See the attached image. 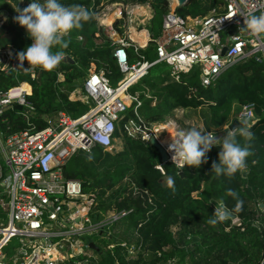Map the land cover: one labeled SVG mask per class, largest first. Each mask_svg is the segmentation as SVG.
Masks as SVG:
<instances>
[{
	"label": "built area",
	"instance_id": "obj_1",
	"mask_svg": "<svg viewBox=\"0 0 264 264\" xmlns=\"http://www.w3.org/2000/svg\"><path fill=\"white\" fill-rule=\"evenodd\" d=\"M141 6L139 2L122 6L124 10L119 16L125 12V22L132 25L143 22V17L136 19ZM247 12H264V0H222L208 14L195 17L182 16L175 5L170 6L159 36L149 38V42H154L153 60L139 54L140 45L120 36L117 27L101 21L108 13H98V24L112 40L113 54L124 76L112 83L108 68L97 70L93 64L79 93L89 109L78 117L62 110L38 116L28 96L33 90L31 81L38 77L41 68L26 59L21 61L14 47L0 48V74L13 72L16 78L21 75L30 78V82L19 81L7 90H0V264H104L107 251L112 253L116 246L122 248L127 264L139 259L143 242L130 241L126 232L125 219L131 210L109 209L95 219L97 192H86L83 181L67 178L63 167L79 152L92 155L95 147L110 153L120 151V138L126 133L147 143L157 138L168 154L166 162L155 166L164 173L162 164L173 163L172 153L167 150L172 139L163 141L158 134L169 128L173 134L186 130L180 117L188 108H175L162 120L149 122L139 112L143 101L130 94L129 89L161 63L168 66L172 81L181 83L183 74L193 73L203 87L246 58L254 57L264 64V35L243 29L246 27L243 14ZM18 14L13 12L8 18L15 22L13 17ZM77 38L83 40L80 35ZM130 46L138 56L132 64L127 51ZM24 83L29 84V91L23 89ZM17 105L22 110L16 109ZM240 106V112L225 129L229 130L234 119L248 120L249 124L255 119L254 103ZM9 110L18 112L28 127L12 131L10 116L6 115ZM129 112L132 114L128 116ZM38 119L44 121V126L38 127L35 121ZM261 203L264 204L258 201L257 205ZM257 213L250 224L264 233V223H260ZM232 226H242V220L231 219L227 229ZM136 236H140L137 231ZM94 237L118 241H103V250ZM90 242L99 249L91 248ZM114 264H120L118 258ZM166 264L180 262L172 258ZM258 264H264V252Z\"/></svg>",
	"mask_w": 264,
	"mask_h": 264
},
{
	"label": "trees",
	"instance_id": "obj_2",
	"mask_svg": "<svg viewBox=\"0 0 264 264\" xmlns=\"http://www.w3.org/2000/svg\"><path fill=\"white\" fill-rule=\"evenodd\" d=\"M134 1L151 3L154 14L149 30L155 38L164 15L169 11L170 1ZM60 2L83 5L93 18L62 37L67 48L53 49L63 51L73 62L63 59L51 70L39 66L41 71L31 81L33 90L28 98L35 104L38 116L62 109L72 117H78L89 106L70 100L69 94L87 75L92 63L97 70L108 68L112 83H117L124 74L114 57L112 40L98 24L97 14L103 8L102 1ZM216 3L215 0H190L176 11L182 16H204L215 8ZM6 6L13 12L9 4ZM79 35L83 37L82 41L78 40ZM32 42L26 28L13 22L12 18L0 25V48L14 47L18 55ZM127 51L132 64L138 56L134 47H128ZM138 52L149 60L155 59L154 42H149L145 48L140 47ZM152 72L129 89L130 94L138 95L143 101L139 112L149 122L162 120L175 108L206 106L210 111L208 126L220 128L229 121L235 103L255 104L256 118L249 124L252 140L246 142L237 136L242 145L247 143L250 148L246 170L231 177L216 176L212 172V162H219L220 147L213 146L207 153L208 162L199 168L185 165L181 169L167 162L162 164L163 173L155 167L162 163L159 151L141 138L123 133L120 151L110 153L95 147L92 155L79 152L63 167L65 176L81 179L86 192H97L95 219L109 209L131 210L125 219L130 241L143 242V252L138 255V260L132 261L134 264H166L172 258H178L180 264H258L264 252V233L251 226L250 219L255 215L251 202H264V64L254 57L246 58L229 66L207 87L201 86L193 73L183 74V82L178 83L171 80L168 72L164 76H155ZM60 73H63L64 80L58 79ZM26 78L30 80L29 76L16 78L13 72L2 73L0 90H7ZM23 86L30 90L29 84ZM130 114L132 112L128 116ZM6 115L10 116L12 131L28 127L18 112L9 110ZM35 121L38 127L44 126L42 119ZM218 133L223 137L226 131ZM165 177L170 178L171 184L163 183ZM201 189L200 195L193 197V192ZM229 189L235 196L228 195ZM240 201L242 205L236 210ZM219 207L234 212L242 220V226L227 229L231 218L210 225L208 220ZM136 231L140 236H136ZM116 258L120 264H127L120 246H116L112 253L107 251L103 263L114 264Z\"/></svg>",
	"mask_w": 264,
	"mask_h": 264
},
{
	"label": "clouds",
	"instance_id": "obj_3",
	"mask_svg": "<svg viewBox=\"0 0 264 264\" xmlns=\"http://www.w3.org/2000/svg\"><path fill=\"white\" fill-rule=\"evenodd\" d=\"M18 15L13 20L26 28L27 34L33 42L22 52L19 59L28 60L31 65H38L46 70L55 68L65 57L64 52L54 48L64 49L68 47L66 41L62 40L71 30L82 27V22H88L93 14L83 5H65L60 0H31L24 9H17ZM244 24L254 35H264V12L255 14L247 12ZM240 126L232 130H225L226 134L217 138L211 132H205L199 128L191 127L187 130L171 133L172 140L167 150L172 153L171 159L177 167L183 169L185 165L199 168L202 163L208 162L207 153L213 146H219V162H212V172L216 176L227 175L228 177L244 171L247 168V157L251 155L247 143L241 144L237 136L250 142L253 132L249 127L248 120H241ZM238 129V131H237ZM171 184V181H170ZM228 195L235 196L229 189ZM242 205L238 202L237 209ZM229 212L226 208L217 209L213 217L208 220L212 226L223 222Z\"/></svg>",
	"mask_w": 264,
	"mask_h": 264
},
{
	"label": "rangeland",
	"instance_id": "obj_4",
	"mask_svg": "<svg viewBox=\"0 0 264 264\" xmlns=\"http://www.w3.org/2000/svg\"><path fill=\"white\" fill-rule=\"evenodd\" d=\"M101 1H102L101 5H102L103 8H102L101 12L99 13V15L102 14V13H105V12L106 13H110V14L114 13V12H119L120 13L121 10H124V8H122V6L126 7L127 5H130L132 3H136V1H134V0H115V1L114 0H101ZM169 1H170V6H174L175 5L176 8H177V3L174 0H169ZM215 1L216 2L218 1V3H216L215 7H218L220 5V3H222V0H215ZM5 2H7L6 4H9L13 8V12H17L18 8L20 9L22 7H24V8L27 7L31 3V0H3V1L0 0V21H1L0 25H2V23H4L5 20L10 16L9 14L13 13V12H10V10L8 11ZM142 5H143V7H145L146 12L140 11V13L144 12L145 14H148V15L152 14L153 15L154 9H153V7H152L150 2L142 3ZM120 16H122L123 19H119L116 23L118 25H122L121 27H119L120 28L119 34L121 36V35L125 34V31L126 32L129 31L128 30L129 26H131L132 24H129L128 22H125V20H127V19H125V12H122V15H120ZM124 22H125V24H124ZM138 22L139 21H136L133 26L138 25ZM149 22H150V20L146 21V23H149ZM157 29L159 30V26L157 27ZM160 31H161V29H160ZM160 31H159L157 36H159ZM106 33H107V31H106ZM121 33H123V34H121ZM130 34H132V33H130ZM107 35H108V33H107ZM126 35H127V33H126ZM153 57L156 58L154 56V54H153ZM168 69L169 68H168V66L166 64L161 63V64H158L157 66H155L152 69V71H153L152 74L155 75V76L158 75V74L164 76V73L168 72ZM58 77H59L58 78L59 80H63L64 79L63 73H60L58 75ZM26 79L30 82V80L28 78H26ZM78 84L80 86H82L83 85V80L80 79V81H78ZM240 109H241L240 104L235 103L234 106H233V110H232V113H231L229 121L231 120L232 117L236 116L240 112ZM180 118H181L180 119L181 120V124L183 125V127L186 130L191 128V127H196V128H199V129H201V130H203L205 132L214 133V135L215 134H220L218 132L227 130V129H225V126L229 122L228 121L225 125H223L220 128H215L213 126L209 127L208 123H209V119H210V111H209V109L206 106L205 107L204 106L203 107H199V108H188L187 111L185 113H183V115ZM171 133H173V132L169 128L167 130L161 131L158 135L163 141H168V140L172 139ZM120 142H121V146L123 147V141H122L121 138H120ZM170 181L171 180H170L169 177L163 178V183L165 185H169ZM201 191H202V189L200 191L193 192V194H192L193 197H198L200 195ZM251 207H252V209L254 207L255 213H257V210H259V212L257 213V216H259L260 223H264V204L261 203V206H258L257 203L251 202ZM111 230H113V228H111ZM126 232H127V235H129V230H128L127 224H126ZM93 240L96 241L101 246V248H103V250L105 248V245L103 244V241H106V242H112V241L113 242H117L118 241L117 238L100 240L99 238H96V237H94Z\"/></svg>",
	"mask_w": 264,
	"mask_h": 264
},
{
	"label": "crops",
	"instance_id": "obj_5",
	"mask_svg": "<svg viewBox=\"0 0 264 264\" xmlns=\"http://www.w3.org/2000/svg\"><path fill=\"white\" fill-rule=\"evenodd\" d=\"M154 14V13H153ZM141 17H143V19H145V21H143V22H139L138 23V27H140V29L139 30H144V31H146L147 32V38H150V36L151 35H153L152 33H151V31L149 30V26H150V24H151V22H149V23H146V21H151L152 20V18H153V15L152 14H150V15H148V14H146L145 15V13H140V11L139 10H137V16H136V19H138V18H140V20H141ZM119 19H121L120 18V16H119V12H117L116 14H115V18H114V20H113V22H112V25H114L115 27H117V29L120 31V28L119 27H121L122 25H118L116 22L119 20ZM123 24V23H122ZM132 27H134L133 25L132 26H130L129 27V31H125V34L124 35H121L122 37H124V38H131L132 36H131V34L130 33H132V31H131V28ZM137 27V28H138ZM146 27V28H145ZM124 32V31H123ZM126 33H127V35H126ZM121 34H123V33H121ZM131 36V37H130ZM132 39V38H131ZM134 42H136V43H138L139 45H140V47H142V48H145L148 44H149V39H147L148 40V42H147V44H145V45H141L139 42H137L136 40H134V39H132ZM65 57H66V55H65ZM95 65V63H92L91 64V67L89 68V71H88V73H87V75L84 77V78H82L81 80H83L84 81V79L88 76V74L90 73V70L92 69V65ZM64 80V79H63ZM82 86H80L79 84H77V87L75 88V89H73L71 92H70V94H69V99L70 100H72V101H80V102H82L81 100H80V98H79V93H80V88H81ZM82 103H84V102H82ZM85 104V103H84ZM62 110V109H61ZM56 111V110H55ZM62 111H64V110H62ZM64 112H66V111H64ZM67 113V112H66ZM70 115V114H69ZM71 116V115H70Z\"/></svg>",
	"mask_w": 264,
	"mask_h": 264
},
{
	"label": "water",
	"instance_id": "obj_6",
	"mask_svg": "<svg viewBox=\"0 0 264 264\" xmlns=\"http://www.w3.org/2000/svg\"><path fill=\"white\" fill-rule=\"evenodd\" d=\"M189 1L190 0H176L177 7H184V6H186L189 3ZM225 51H226V47L223 49V53H222L223 55H224ZM66 58L69 59V61L73 62V59L71 57H67L66 56L64 58V60H66ZM16 109L22 110V106L21 105H17L16 106ZM240 123H241L240 120L234 119L231 122V124L228 126V129L229 130L235 129L236 127H239L240 126ZM216 137L217 138H220L221 137V134H218ZM150 144L159 151L160 156H161V161L162 162H166L167 159H168V154H167L165 148L161 145V143L157 140L156 137L151 138ZM181 175H184V173L181 172ZM219 209H224V208L219 207ZM227 210H228V212L230 214L227 218L235 219L237 217V215L234 212L230 211L229 209H227ZM90 247L93 248V249H95V250H98L99 249L98 246L94 242H90Z\"/></svg>",
	"mask_w": 264,
	"mask_h": 264
},
{
	"label": "bare ground",
	"instance_id": "obj_7",
	"mask_svg": "<svg viewBox=\"0 0 264 264\" xmlns=\"http://www.w3.org/2000/svg\"><path fill=\"white\" fill-rule=\"evenodd\" d=\"M175 2H176V0H174ZM174 2V3H175ZM173 3V2H172ZM139 11H144V12H146V9H145V7H143V6H141V7H139ZM144 12H141V13H144ZM117 12H114V13H108V14H106L103 18H101V21L104 23V24H106V25H111L112 24V22H113V20H114V18H115V14H116ZM140 29V27H138V28H136V27H132L131 28V30H132V34H131V38L132 39H134V40H136L137 42H139L141 45H145V44H147V42H148V40L147 39H149V38H147V32L146 31H144V30H139ZM23 87V89L24 90H26L25 89V87L24 86H22ZM173 132V131H172Z\"/></svg>",
	"mask_w": 264,
	"mask_h": 264
}]
</instances>
